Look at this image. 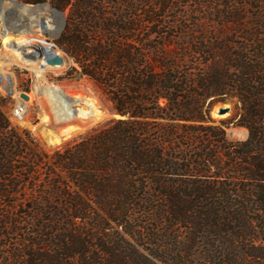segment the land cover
<instances>
[{
  "label": "trees",
  "instance_id": "obj_1",
  "mask_svg": "<svg viewBox=\"0 0 264 264\" xmlns=\"http://www.w3.org/2000/svg\"><path fill=\"white\" fill-rule=\"evenodd\" d=\"M172 1L50 0L70 8L74 70L119 117L49 153L0 98V264H264V44L238 0L220 8L223 31L251 41L238 46L168 20ZM229 95L246 140L212 124Z\"/></svg>",
  "mask_w": 264,
  "mask_h": 264
},
{
  "label": "rangeland",
  "instance_id": "obj_2",
  "mask_svg": "<svg viewBox=\"0 0 264 264\" xmlns=\"http://www.w3.org/2000/svg\"><path fill=\"white\" fill-rule=\"evenodd\" d=\"M113 1V0H111ZM138 2L139 0H132ZM158 2L160 0H153ZM225 0H173L166 9L164 16L170 21L185 16L187 25L198 22L204 27L211 28L219 38H231L235 44H251L250 39L241 38L240 31L227 34L223 31L222 22L227 18L220 13L221 4ZM240 16L247 21L248 32H259L258 40L264 44V27L258 28L255 22L264 21V6L254 5L250 0H238ZM37 7V8H36ZM39 9V10H38ZM70 8L60 11L50 0L38 3H28L24 0H0V98L4 100L5 111L11 124L18 130L27 129L33 133L43 144L44 148L52 153L62 148L66 143L76 139L88 129L113 117H119L110 111V103L106 100L101 89L87 76L76 73L78 68L73 57L59 43L66 25ZM260 16H263L260 18ZM54 25V27H51ZM58 30V31H57ZM243 36H249L244 32ZM45 45L52 48L64 57V66L54 68L53 65L43 63L38 65L39 59L44 60V52L48 51ZM204 58H200V61ZM46 63V62H45ZM202 72L205 67L201 65ZM40 83L53 84L74 99H92L98 107V112L91 118L78 117L68 122H59L54 114L53 107L44 95L38 96L36 88ZM29 95L28 113L20 119L9 117L11 108L21 101V93ZM19 94V95H18ZM34 94V99H31ZM212 99V98H211ZM213 102L210 115L215 126L224 129L229 141L246 140L249 135L247 128L237 126L236 121L240 112L238 99L232 96L223 97ZM210 101V100H209ZM208 101V102H209ZM226 111L220 114V109ZM68 127L74 128L69 135H65ZM62 138L56 142V138ZM24 222L28 218L21 217ZM25 226V225H24ZM26 228V229H24ZM26 230L28 227H21ZM18 235H11L3 240L10 245L4 250L12 251L22 241ZM14 260L12 264H19Z\"/></svg>",
  "mask_w": 264,
  "mask_h": 264
},
{
  "label": "bare ground",
  "instance_id": "obj_3",
  "mask_svg": "<svg viewBox=\"0 0 264 264\" xmlns=\"http://www.w3.org/2000/svg\"><path fill=\"white\" fill-rule=\"evenodd\" d=\"M51 27H54V25H51ZM45 46L48 47V51L44 52L43 55H45L46 53L50 55L58 53L56 52V50L52 48V45L50 46L45 45ZM43 63L47 66L44 60L39 59L38 65L39 66L43 65ZM62 66H64V64ZM62 66L53 65L54 68H61ZM36 94L38 96L44 95L47 98V100H49V102L53 107L54 114L59 122H68L78 117L91 118L94 115H96L98 112L97 104L92 99L90 98H83L81 100L74 99L69 95L65 94L60 87L53 84L40 83V85H38L36 88ZM30 96L31 99H34L35 95L31 94ZM73 129L74 128L72 127H68L65 130V135H69L73 131ZM54 141L55 143L61 142L62 138L61 137L56 138V140Z\"/></svg>",
  "mask_w": 264,
  "mask_h": 264
},
{
  "label": "built area",
  "instance_id": "obj_4",
  "mask_svg": "<svg viewBox=\"0 0 264 264\" xmlns=\"http://www.w3.org/2000/svg\"><path fill=\"white\" fill-rule=\"evenodd\" d=\"M27 113H28V102L27 100L21 98V101L15 104L13 108H11L9 117L11 119L17 120L25 116Z\"/></svg>",
  "mask_w": 264,
  "mask_h": 264
},
{
  "label": "water",
  "instance_id": "obj_5",
  "mask_svg": "<svg viewBox=\"0 0 264 264\" xmlns=\"http://www.w3.org/2000/svg\"><path fill=\"white\" fill-rule=\"evenodd\" d=\"M44 57H45L46 64L58 65V64H62L64 62V57L61 54H59V53H55L53 55H50V54L46 53L44 55ZM21 98H23L24 100H29V95H27L25 92H22L21 93ZM225 111H226L225 108H221L220 109V114L224 113Z\"/></svg>",
  "mask_w": 264,
  "mask_h": 264
}]
</instances>
